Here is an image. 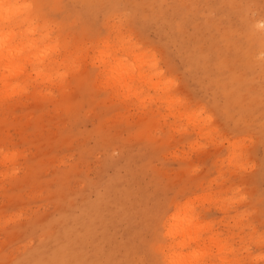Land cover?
<instances>
[{
  "label": "rangeland",
  "instance_id": "rangeland-1",
  "mask_svg": "<svg viewBox=\"0 0 264 264\" xmlns=\"http://www.w3.org/2000/svg\"><path fill=\"white\" fill-rule=\"evenodd\" d=\"M27 2L0 28L45 36L0 64V264H264V0Z\"/></svg>",
  "mask_w": 264,
  "mask_h": 264
},
{
  "label": "bare ground",
  "instance_id": "bare-ground-1",
  "mask_svg": "<svg viewBox=\"0 0 264 264\" xmlns=\"http://www.w3.org/2000/svg\"><path fill=\"white\" fill-rule=\"evenodd\" d=\"M9 2H14V0H9ZM28 15L29 16L26 19L31 18L30 13ZM11 23H14L16 28L21 26L20 21L17 20L16 18L8 23L0 22V28L1 27L8 28ZM15 27L7 31L13 33L11 39L8 40L7 43L0 42V64H2L5 61H8L9 64L11 65L10 68L15 67V62H17L16 60H14V57L16 56L15 54H18V52H21L22 50L32 51L33 47L37 46L45 38V36L43 35L40 36L39 38H35L30 41L25 40V42H21L19 46H11V41L18 34V31L16 30ZM35 30H36L35 28L29 29L27 32H25V35L32 33ZM1 31H3V29H1ZM42 58H44V55H41L37 59H34L32 64L39 63L40 59ZM51 63L52 61L48 60L44 65H42V67L43 68L49 67ZM101 63H103V65L108 68L106 71H111L113 74V79L115 81L114 84H112V87H115L116 83L118 82H122V84L128 86L133 81L134 78L125 69L122 68V65L119 60L117 61L113 60L112 63H106V62H101ZM20 71H24V67H21ZM19 72L16 71L15 73H13V75L15 74L18 75ZM139 94L140 92L136 90V96H139ZM178 215L179 213L178 214L173 213L169 217L167 234L172 239L177 238L178 240H220L217 234H214L215 231L211 232V229L209 227L208 228L206 227V229H203L202 227H198L199 217L196 214H192L189 217H184L180 219L181 222L179 225H177V222H179ZM194 256L195 255L187 257L184 255H178L176 256L174 262L175 264H195L198 258Z\"/></svg>",
  "mask_w": 264,
  "mask_h": 264
},
{
  "label": "clouds",
  "instance_id": "clouds-1",
  "mask_svg": "<svg viewBox=\"0 0 264 264\" xmlns=\"http://www.w3.org/2000/svg\"><path fill=\"white\" fill-rule=\"evenodd\" d=\"M30 5L27 0H0V22L8 23L12 20L25 16ZM13 33L0 32V42L7 43L11 39Z\"/></svg>",
  "mask_w": 264,
  "mask_h": 264
}]
</instances>
